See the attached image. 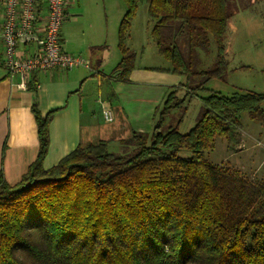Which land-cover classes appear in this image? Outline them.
Returning <instances> with one entry per match:
<instances>
[{"label":"trees","instance_id":"16d2710c","mask_svg":"<svg viewBox=\"0 0 264 264\" xmlns=\"http://www.w3.org/2000/svg\"><path fill=\"white\" fill-rule=\"evenodd\" d=\"M123 2L121 59L109 75H96L129 82L135 54L126 40L138 6L147 2L156 51L171 65L157 70L182 81L157 107L150 132L132 131L118 142L120 153L101 140L48 170L52 113L43 116L33 101L37 156L14 185L0 172V264H264V179L205 158L216 137L236 140L240 114L264 125V93L200 96L210 81L225 80L228 0ZM212 42L213 66L198 70V50L208 52ZM36 87L33 75L27 89L35 94ZM190 96L200 101L195 125L182 134L180 118L164 129ZM183 149L188 158L179 156Z\"/></svg>","mask_w":264,"mask_h":264},{"label":"crops","instance_id":"0c3cea01","mask_svg":"<svg viewBox=\"0 0 264 264\" xmlns=\"http://www.w3.org/2000/svg\"><path fill=\"white\" fill-rule=\"evenodd\" d=\"M67 23L61 26L60 39L63 49L75 55L79 52L77 48H81L70 40V23ZM104 51L100 57L96 56L95 67L89 64V68L39 74L35 94L19 88L20 78L9 77L0 67V172L9 184H16L37 156L39 141L31 111L34 100L43 116L52 113L43 160L45 170L79 146L104 140L109 146L119 148L118 142L129 138L132 131L150 132L157 107L169 88L179 85L181 77L157 70L171 66L134 65L128 83L109 81L96 75L110 74L102 71L110 57ZM102 83L106 91L102 90ZM103 106L111 109L112 121L105 120Z\"/></svg>","mask_w":264,"mask_h":264},{"label":"rangeland","instance_id":"374dc122","mask_svg":"<svg viewBox=\"0 0 264 264\" xmlns=\"http://www.w3.org/2000/svg\"><path fill=\"white\" fill-rule=\"evenodd\" d=\"M228 27L225 38V55L228 67L225 80H212L206 84L208 91L200 93L207 97L210 92L223 96L254 91L264 93V1L228 0ZM69 6L70 40L78 45V53L91 67L96 66V56L109 52L107 65L102 71L111 73L121 58L118 48V27L126 11L123 0H73ZM147 2L138 6L126 46L135 54V65L146 67H170V63L156 51L151 30L153 23L148 16ZM72 22V23H71ZM102 49L97 50L96 48ZM198 70L211 68L215 58V46L208 52L198 50ZM89 71V70H87ZM182 80V78H181ZM102 90L106 85L102 83ZM186 90L180 89L182 97ZM200 101L195 96L186 99L184 109L173 111L166 119L167 126H174L183 119L179 132L187 133L196 122ZM264 108V104H263ZM242 129L235 141L216 137L205 158L213 165L238 170L243 176L259 181L264 179V125L249 118L246 112L239 115ZM239 144V145H238ZM120 147V145H119ZM113 153L121 147L109 146ZM179 156L188 158L190 152L183 149Z\"/></svg>","mask_w":264,"mask_h":264},{"label":"built area","instance_id":"2783aa9c","mask_svg":"<svg viewBox=\"0 0 264 264\" xmlns=\"http://www.w3.org/2000/svg\"><path fill=\"white\" fill-rule=\"evenodd\" d=\"M72 1L0 0V67L20 78L19 88L26 89L33 75L89 68L81 55L67 53L60 39ZM102 114L112 121L111 109L103 106Z\"/></svg>","mask_w":264,"mask_h":264}]
</instances>
